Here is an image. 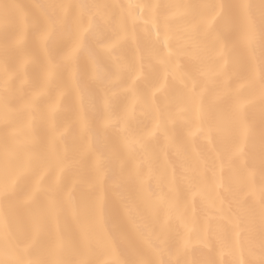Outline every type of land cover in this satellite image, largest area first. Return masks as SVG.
Returning a JSON list of instances; mask_svg holds the SVG:
<instances>
[{
	"label": "bare ground",
	"instance_id": "bare-ground-1",
	"mask_svg": "<svg viewBox=\"0 0 264 264\" xmlns=\"http://www.w3.org/2000/svg\"><path fill=\"white\" fill-rule=\"evenodd\" d=\"M264 264V0H0V264Z\"/></svg>",
	"mask_w": 264,
	"mask_h": 264
},
{
	"label": "snow or ice",
	"instance_id": "snow-or-ice-1",
	"mask_svg": "<svg viewBox=\"0 0 264 264\" xmlns=\"http://www.w3.org/2000/svg\"><path fill=\"white\" fill-rule=\"evenodd\" d=\"M102 264H111V261L110 260H105L102 262Z\"/></svg>",
	"mask_w": 264,
	"mask_h": 264
}]
</instances>
